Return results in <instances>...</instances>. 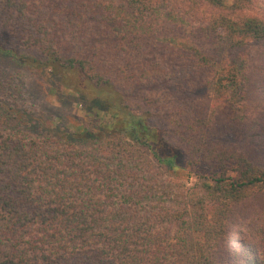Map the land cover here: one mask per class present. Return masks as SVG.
Instances as JSON below:
<instances>
[{"label": "trees", "instance_id": "trees-1", "mask_svg": "<svg viewBox=\"0 0 264 264\" xmlns=\"http://www.w3.org/2000/svg\"><path fill=\"white\" fill-rule=\"evenodd\" d=\"M191 41L217 56L202 88ZM262 42L264 0H0V264H264L256 235L238 238L264 195L245 151L264 149L245 66ZM29 71L106 104L47 131Z\"/></svg>", "mask_w": 264, "mask_h": 264}, {"label": "rangeland", "instance_id": "rangeland-1", "mask_svg": "<svg viewBox=\"0 0 264 264\" xmlns=\"http://www.w3.org/2000/svg\"><path fill=\"white\" fill-rule=\"evenodd\" d=\"M193 34V38H194ZM194 40H196L194 38ZM193 41V40H192ZM185 43V46L190 51V59L187 66H192L197 74L194 73L190 78L193 79L192 83L194 86H199L200 88L204 87L207 79L209 80L211 76V68L212 64H214V60L217 58L216 54L211 53L212 60L209 62H201L204 53L201 48L202 44L193 43ZM181 43V42H180ZM182 45V44H181ZM208 47V45H207ZM177 48V47H176ZM210 54L209 52H207ZM247 59L245 61L246 70L250 71V76L252 79L253 86H259L260 84L264 85V42L257 43L253 45L248 53ZM246 58V57H245ZM235 61L237 58L235 56H228L226 61ZM207 67L210 69H206L202 71L201 68ZM72 78V77H70ZM73 83H75L82 90L83 93L77 94L75 91L65 89L64 82L61 85V89L58 95H53L50 92V77L43 74V72H26V75L21 80L23 81V86L25 87L24 94V102L27 107H29L31 112L37 114H46L50 117H47V123L44 125V128L47 131L52 130H64L66 122L70 120V122H75L76 119L87 118L89 115L87 111H91L90 118L96 119L99 117L98 110H90L88 108V104L91 105L95 98L97 101H102V104H106L105 94L99 95L96 91H93L92 88L87 85L85 81H82L80 77H76L71 79ZM198 96H202L201 90L198 92ZM84 97V98H83ZM198 98V102L200 101ZM90 102V103H89ZM88 103V104H87ZM100 103V105H101ZM99 104V103H97ZM86 115H88L86 117ZM52 118H54L52 120ZM54 121V123H52ZM162 122V121H161ZM155 123L159 126H164V123ZM244 147V145H243ZM245 151L248 152L256 162L264 163V149H252L250 146L245 145ZM187 187H192V183L189 182ZM239 211H241V216L247 218V223L243 226H239L240 230L244 232V234L240 235L238 238H247L251 239L256 235V240H253L257 243L264 244V195L258 196L246 203ZM255 234V235H254Z\"/></svg>", "mask_w": 264, "mask_h": 264}]
</instances>
